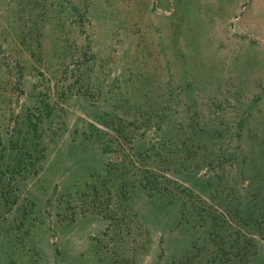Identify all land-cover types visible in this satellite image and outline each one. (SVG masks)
I'll use <instances>...</instances> for the list:
<instances>
[{"label":"rangeland","instance_id":"rangeland-1","mask_svg":"<svg viewBox=\"0 0 264 264\" xmlns=\"http://www.w3.org/2000/svg\"><path fill=\"white\" fill-rule=\"evenodd\" d=\"M24 117L0 264H264V0H0V163Z\"/></svg>","mask_w":264,"mask_h":264},{"label":"trees","instance_id":"trees-1","mask_svg":"<svg viewBox=\"0 0 264 264\" xmlns=\"http://www.w3.org/2000/svg\"><path fill=\"white\" fill-rule=\"evenodd\" d=\"M143 119L144 121L142 122L144 123H142V127L143 129H145V127L147 126L146 123H150L151 121H153L154 116L145 117ZM158 128L159 126L155 125L153 127V130H156ZM150 130L152 129L150 128ZM153 130L151 132H153ZM38 131H40V128L37 129L36 124L34 122L30 123V120L27 117H24L23 119H21V125H17V129H16V133H17V136L15 138L16 143L12 144L13 146L10 145L9 148L8 147L6 148V154H5L6 156H4L5 160H3L5 161L4 162L5 164L0 163V166L4 165V167L2 168L0 167V176H2L3 179L5 178L4 176L7 174V172L11 174V170H14V168L17 166H18L17 167L18 171L24 170L26 168V163L28 162L30 166H33V168L35 167L32 161L40 157L39 150L37 149L38 142L40 140V134ZM164 138H166V136ZM186 142H187V139L184 140L183 144H185ZM154 143L156 144V146L154 147L158 149L157 142H154ZM15 144H18V146ZM219 154H220V151L217 149V151L212 153L213 158L218 156ZM12 157H14V159L16 160L15 165H14V160H13V164H9V161L12 160ZM145 172H149V171H145ZM3 179H0V180H3Z\"/></svg>","mask_w":264,"mask_h":264}]
</instances>
